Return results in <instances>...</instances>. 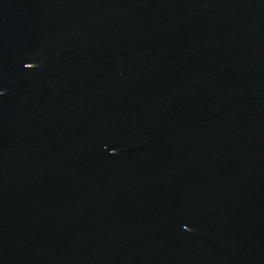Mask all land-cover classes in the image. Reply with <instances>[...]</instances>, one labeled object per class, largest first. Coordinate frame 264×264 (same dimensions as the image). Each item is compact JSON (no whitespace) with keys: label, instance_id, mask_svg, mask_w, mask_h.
Masks as SVG:
<instances>
[{"label":"water","instance_id":"1","mask_svg":"<svg viewBox=\"0 0 264 264\" xmlns=\"http://www.w3.org/2000/svg\"><path fill=\"white\" fill-rule=\"evenodd\" d=\"M0 264H264V0H0Z\"/></svg>","mask_w":264,"mask_h":264}]
</instances>
